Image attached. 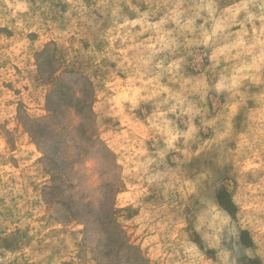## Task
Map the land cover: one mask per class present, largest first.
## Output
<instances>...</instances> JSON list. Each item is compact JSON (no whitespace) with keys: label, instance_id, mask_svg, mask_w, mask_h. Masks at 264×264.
Wrapping results in <instances>:
<instances>
[{"label":"rangeland","instance_id":"374dc122","mask_svg":"<svg viewBox=\"0 0 264 264\" xmlns=\"http://www.w3.org/2000/svg\"><path fill=\"white\" fill-rule=\"evenodd\" d=\"M0 264H264V0H0Z\"/></svg>","mask_w":264,"mask_h":264}]
</instances>
